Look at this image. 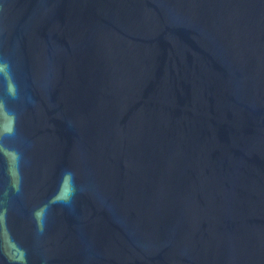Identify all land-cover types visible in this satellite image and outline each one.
Instances as JSON below:
<instances>
[{
	"label": "water",
	"instance_id": "1",
	"mask_svg": "<svg viewBox=\"0 0 264 264\" xmlns=\"http://www.w3.org/2000/svg\"><path fill=\"white\" fill-rule=\"evenodd\" d=\"M0 264H264V0H0Z\"/></svg>",
	"mask_w": 264,
	"mask_h": 264
}]
</instances>
